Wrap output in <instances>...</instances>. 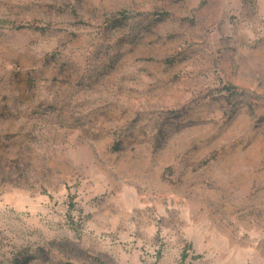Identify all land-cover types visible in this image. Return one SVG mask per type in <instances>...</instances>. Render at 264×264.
Here are the masks:
<instances>
[{
	"label": "rangeland",
	"instance_id": "1",
	"mask_svg": "<svg viewBox=\"0 0 264 264\" xmlns=\"http://www.w3.org/2000/svg\"><path fill=\"white\" fill-rule=\"evenodd\" d=\"M0 264H264V0H0Z\"/></svg>",
	"mask_w": 264,
	"mask_h": 264
}]
</instances>
